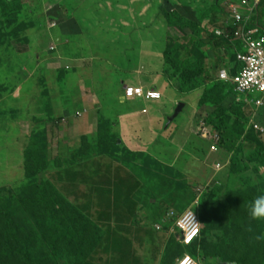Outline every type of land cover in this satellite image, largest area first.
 <instances>
[{
    "label": "rangeland",
    "instance_id": "374dc122",
    "mask_svg": "<svg viewBox=\"0 0 264 264\" xmlns=\"http://www.w3.org/2000/svg\"><path fill=\"white\" fill-rule=\"evenodd\" d=\"M85 1L0 0V264H115L117 261H114L113 251L100 248L101 242H98L101 237L104 242L108 237L111 240V229L106 228L103 222L106 229L101 234L93 221L86 217L98 211L110 217L111 204L100 201L103 207L92 205L91 195L82 193L80 188H62L60 184H51L47 180V174L44 175L48 169L45 166V152L39 154L41 159L30 153V142L33 136L38 138V135L32 132L27 125L28 117L23 115L32 95L41 100L43 98L48 111L51 110L52 96L49 101L43 94L46 91L42 82L44 74L49 89L55 90L54 103L58 107L69 101V97L72 100L76 93L79 95L83 89L76 83L81 80H75L74 76L67 77L65 86L60 87L58 83L63 73L59 77V73L56 75L49 68L61 67L68 74L72 69L84 74L89 65L91 69L98 70L91 62L83 63L88 59L96 60L102 65L99 71H111V77L118 80L134 81L147 71L151 72V69L156 75L163 74L175 95L170 101L162 98L158 105L169 108L172 116L177 106L184 104L181 113L170 124L185 123L187 119L193 121L188 130L190 134L194 133L192 147L199 162L194 172L184 173L154 158L159 162L157 165L147 153L128 151L115 135L107 134L104 121L98 130V140H93L96 146L94 153L109 157L113 155L138 176L142 187L136 199L142 213H150L148 210L152 209L157 213L192 208L199 215L201 239L190 250L185 247L179 249L173 244L172 236L166 232L172 225L169 221L164 220L160 224L162 233L166 232L164 240L165 236L170 238H167L159 264H174L184 254L195 255L199 259L208 258L201 264H230L234 261L264 264V219H252L248 207L257 195L264 194V137L248 131L250 109L239 104L241 101H238L230 87L215 80L223 65H219L215 73L213 69L217 54L211 47L201 45L207 37L212 36L215 26L226 19L225 15H219L218 12L214 18L209 15L214 0H111L108 5L107 0H94L92 4L83 5ZM97 1L102 2V10L99 8L97 11L100 15L107 9L111 10V16L115 14V20L111 18V23H103L101 28L97 27V21L104 19L90 17L94 15L93 4L96 9ZM143 1L155 5V11H149L145 17L142 16L144 10L141 9L143 13L140 14L138 7ZM221 1L223 5L228 0H220V4ZM105 5L107 9L103 8ZM81 9L84 11L83 18H77L76 13ZM170 13L177 14L178 22L173 23L175 29L169 26ZM152 14L155 19L146 25ZM263 17L260 20L264 23ZM187 28L192 29L190 34L196 36L195 45H189ZM109 29L111 34H108ZM161 32L163 41L159 39ZM110 36L111 47L107 40ZM185 37L187 41H184ZM175 38L191 48L197 58L193 66L187 62V66L179 70L180 60L186 56L183 49L170 55L172 61L169 65L166 63L165 57L173 52L171 44ZM59 55L61 60L67 56L68 63L53 65L50 59ZM225 55L222 50L219 59H224L227 64L229 58ZM106 59L111 62V68H108ZM200 62L204 64L202 67ZM204 67L215 74L214 80L207 84L202 80ZM47 69L49 71L43 73ZM37 75L38 78H35ZM194 87H197L196 90L187 95L179 91H191ZM159 90L163 91L162 88ZM16 94L23 96L16 97ZM18 100L24 103L23 110L18 112L24 122H17L19 118H14L8 111L14 112L12 108L20 106ZM79 113L76 115L80 116ZM91 116L94 119L97 117ZM85 118L91 123L89 115ZM162 121L167 127L170 126L166 119ZM256 121L264 122V107L257 112ZM200 123L205 124L213 135L220 134L217 152L210 149L213 141L201 136ZM19 125L28 126V130ZM176 137L178 135L170 138L175 144L174 148L183 146L184 140H190L184 135ZM94 165L91 171H98L93 173L95 176L92 181L96 184H111L110 163L105 160L102 165ZM39 191L50 211H53V218L61 225L60 228H50L47 224L39 202ZM61 191L74 196L64 197ZM99 195L100 199H104L107 191L100 189ZM151 196L156 199L152 205L149 203ZM83 205L91 209L84 211ZM80 211L87 215L80 217ZM70 214L78 215L82 227L77 219H69ZM106 222L109 224V221ZM152 223L150 227L153 233H150V237H154L157 243L160 236L157 233L152 235L156 232V221ZM145 224L149 228V221ZM58 232L60 237L54 243L53 236ZM94 244L95 247L87 253ZM126 249L122 247L121 254H127ZM146 249L145 246V251H151ZM85 256L87 263H83ZM118 262L126 264L124 260Z\"/></svg>",
    "mask_w": 264,
    "mask_h": 264
},
{
    "label": "crops",
    "instance_id": "0c3cea01",
    "mask_svg": "<svg viewBox=\"0 0 264 264\" xmlns=\"http://www.w3.org/2000/svg\"><path fill=\"white\" fill-rule=\"evenodd\" d=\"M93 2L94 0H86L83 5L92 4ZM110 2L111 0H107V5ZM103 3L106 4L105 1H103ZM140 3L141 5L138 7L145 12L142 15L143 17H145L149 11H155V5L153 3L151 4L147 1ZM94 4L93 8L95 12L94 15L90 17L104 19L102 21H97L98 28H101L103 23H111V18L115 20V14L111 16V10L109 11L106 5L103 8L107 10H104V14L100 15V12L97 11L99 8L102 10V2H96V9ZM143 10H141L140 14L143 13ZM79 11H82V9L77 11L76 17L83 18L84 11ZM153 19H155V16L152 14V17L148 19L145 24L147 25V23H150ZM160 26L163 27L162 24ZM108 34H111V29H109ZM160 35L159 39L163 41V32H161ZM144 39H146V37H144ZM107 40L111 47V36ZM66 57L67 56H65L64 60H61L59 55L54 58L52 57L50 61L53 65L56 64L58 66L63 62L68 63V58ZM105 61H108L107 66L111 68V62L107 59ZM85 62L87 64L91 62V65L98 70L91 69L89 65L85 68L84 74L76 73L74 69L68 74V72L63 71L61 67L56 69L52 67L49 68L52 73L55 74L56 72V75L59 73V77H61L63 73V77L60 78L58 83L60 87L65 86V79L67 77L74 76L75 80H81L79 83H76V85L82 88L83 91L79 93V95L76 93V95L72 97V100L71 97H69V101L61 103L59 107L58 104L55 105L53 97V94H56L54 92L55 90L52 91L49 89L44 74V79L42 81L44 83V88H42L46 91L45 93L43 92V94L46 98H49V101L52 96L50 101L51 110L48 111L43 98L42 100L38 97L34 98L33 95L26 104V110L23 114L25 118L28 117V124H26L32 129L35 135H38V138L33 136L36 147L42 145V147L45 148V166H48V169L45 171L44 175L47 174L45 177L51 184H60L62 188L77 187L80 188L82 193L87 192L91 195L92 201L90 204L92 205H101L103 207L102 202H109L111 204L110 217H105L103 215L104 213L100 211L92 212L86 217L88 220L93 221L92 223L100 230L101 234H103L104 229H111V240H109L108 237L104 242V238L101 237L98 242H103L111 246V250L115 254L114 261L117 260L115 264H119L118 261L120 260H124L126 264H159L162 250L166 246L168 238L165 236L164 240L163 236L167 232L171 237V232L166 231L162 233V230L157 231L155 229L156 232L152 235H156L157 233L160 236L157 243L154 237H150V233H153L150 226L153 224L152 221L154 220L155 212L153 209L148 210L150 213L146 211L142 213L140 211L141 207L137 203L136 195H138V191L142 187V182H140L136 174L129 170L130 168L114 158L113 155L109 157L94 153L93 150L96 146L93 144V140H98L97 135L99 127L102 123L106 122L108 129L107 134H109V136H111V133L115 135L119 142H122L123 147L127 148L128 151L147 153L157 161L170 164L175 169L184 173L185 171L194 172L199 162L196 159V152L192 147L194 133H191V135L190 130H188L193 121L187 119L185 123L180 122L174 126H172V122V124L167 127L162 119H166L167 122V118L171 116L170 112L172 111H170L169 108H162L159 106L158 103L161 100L156 102L138 100L139 102H137L125 101L123 99V92L126 86H137L144 89H157L158 91H160L159 88H162L163 91L160 92L165 96L163 98L170 101L175 95V92L170 88L163 74L158 73L159 75H156L151 69V72L147 71L134 81L129 79L118 80L117 78L111 77V71H99V69H102V65L96 60L91 61L88 59L83 61V63ZM49 70H44L43 73ZM86 76L87 78L85 79ZM35 78H38V75L35 76ZM62 78H64V80H62ZM163 79L164 82H162ZM63 81L64 84L61 85ZM85 83H87V86H85ZM118 83L121 84L118 85ZM22 96L23 94L21 96L16 94V97ZM189 98L192 99V97ZM18 101L20 106L12 108L14 112L8 110L14 118H19L18 112L21 109L23 110L26 99H24V103H20V100ZM74 108L75 111H73ZM79 110L80 113L78 112ZM77 113H79L80 116H77ZM88 115L92 118L91 123L85 118V116ZM91 115H96L97 117L94 119ZM100 115L101 117L99 119ZM79 117L82 119L79 120ZM68 119L69 121H67ZM20 120L24 122V120L20 118L18 121L17 119L15 121L20 122ZM28 126L19 125V127L23 129L27 128V130ZM176 135H178V137L184 135L190 140H184L183 146L174 148L173 145L175 144L170 141V138L173 139ZM41 140H43V144ZM104 158L111 166V184H96L92 180L95 176L93 173L98 170H91L95 166L94 163H101V165L105 163V160H103ZM100 189H105L107 191L106 197L108 199L105 200L106 197L100 199ZM60 193L64 197H67L66 195L74 196L72 193H64L62 191ZM76 196L80 197L77 194ZM75 203L77 204L78 202ZM90 209L91 208H87L86 205H83L84 211ZM83 213L84 212L80 211L81 216L86 214ZM106 221H109V224H107ZM147 221H149V228H147L145 224ZM103 222L106 223V228L103 227ZM158 224H161V222H156L155 225ZM85 225H88V223ZM152 239H154V241H152ZM145 246L147 249H151V251H145ZM122 247H125V249L127 248V254H121L122 251L120 250H122ZM155 247L156 249H154ZM137 253L139 257H137ZM152 259H155L154 262L149 263Z\"/></svg>",
    "mask_w": 264,
    "mask_h": 264
},
{
    "label": "built area",
    "instance_id": "2783aa9c",
    "mask_svg": "<svg viewBox=\"0 0 264 264\" xmlns=\"http://www.w3.org/2000/svg\"><path fill=\"white\" fill-rule=\"evenodd\" d=\"M260 0H228L223 3L226 10L223 26L213 30L218 38H224L230 43L238 42L241 50L236 51L234 75L229 71L221 70L219 79L231 82L238 101L244 103L251 111L249 127L264 137V127L256 121L257 112L264 107V33L255 25V16ZM163 97L157 89H144L137 86H126L123 92L125 101L156 102ZM199 132L204 139L211 142V151L219 150L220 135H213L210 129L200 123ZM194 214V216H193ZM172 222L169 232L176 241L185 248L199 242L201 239V221L197 212L186 209L183 212L169 211L163 221ZM162 221V222H163ZM161 222V224H162ZM157 231L162 230L160 224L155 226ZM199 258L188 254L178 257L174 264H201Z\"/></svg>",
    "mask_w": 264,
    "mask_h": 264
},
{
    "label": "trees",
    "instance_id": "16d2710c",
    "mask_svg": "<svg viewBox=\"0 0 264 264\" xmlns=\"http://www.w3.org/2000/svg\"><path fill=\"white\" fill-rule=\"evenodd\" d=\"M212 6V7H211ZM208 9H209V15L211 16V17H213L214 18V16H215V14L218 12V13H220L219 15H222V16H224L226 13H225V10H224V7H223V5H222V1H221V4H220V0H214V2H213V4L211 5ZM177 15V14H176ZM176 15L174 14V13H170L169 14V18H170V21H171V23H169V26H170V29H175L174 28V25H173V23H177L178 22V19H177V17H176ZM262 16H264V0H260V2H259V5H258V8H257V13H256V16H255V25H257V26H259L260 27V29H261V31L264 33V23L263 22H261V18H262ZM263 19H264V17H263ZM203 20V18L202 17H200V21H202ZM223 26V24L222 23H220L219 24V26H215L216 28H214V29H217V28H221ZM190 31H192L193 32V30L192 29H190V28H187V31H186V34L187 35H189L188 37H189V40H190V43H189V45H192V44H196V42H197V40H196V36L195 35H192V34H190ZM213 33V32H212ZM184 39V41H187V38L185 37V38H183ZM172 46H171V48H172V50H173V52L171 53H169V54H167L166 55V57H165V60H166V63L169 65L170 63H171V58H170V55H172L173 56V54L175 53V52H177V51H179V50H184L185 52H186V56H185V58H183L182 60H180V66H179V70L180 69H182L183 68V66H187V62L188 63H190V65L191 66H193V64L197 61L196 59V57H195V55L192 53V50H191V48H189V47H187L188 45H186V44H184V43H182L179 39H177V38H175L173 41H172V44H171ZM193 45V46H194ZM201 45H203V46H207V47H211V49H213L214 50V52L217 54V59H216V62H215V67H214V71H215V73H217L218 71H217V69H218V67H219V65L221 66V65H223V67L219 70V72L221 71V70H227V71H229V73H230V75L232 76V75H234L235 73H236V70H235V63H236V61H235V59H236V55H235V53H236V51H238V50H241L242 48H241V45H240V43H236V42H234V43H230L228 40H226V39H224V38H218V37H216L214 34H212V36H210V37H207V39H205L203 42H201ZM200 45V46H201ZM222 50H224L225 51V57H227V58H229L228 59V61H227V64L224 62V59H223V61H221L220 59H219V57H220V55H221V52H222ZM199 65H201V67H202V65H204L202 62H200V64ZM197 70L199 71V69L197 68ZM215 75V74H214ZM213 75V73L212 72H209L208 70H207V67H204V71H203V78H202V80L204 81V83L205 84H207V83H210V82H212V80H214V76ZM175 77V75L173 76V78ZM62 80H64V78H62ZM216 81H218V82H220V83H222V84H224L226 87H230V89L232 90V92L235 94V96H237V93H235V91H234V87H233V85H232V83L231 82H225V81H223V80H221V79H219V77H218V75H217V79H215ZM64 84V81L62 82V84L61 85H63ZM196 88L197 87H194V88H192L191 89V91H186V90H183V91H181V90H179L180 92H181V94H184V95H187V94H190L192 91H194V90H196ZM237 98H238V96H237ZM240 105H242V106H245L244 105V103H239ZM260 123V122H259ZM248 124L250 125V122H249V119H248ZM263 127H264V122H262V123H260ZM248 131L250 132V133H252L253 135H256V136H258V137H262V136H260L258 133H256L252 128H248ZM219 134V133H218ZM220 135V134H219ZM220 139H221V136H220ZM35 140V139H34ZM34 140H32L31 142H30V153L32 154V156L33 157H35V158H38V159H41V155H39L42 151H44L45 150V148H43V147H36V144H35V142H34ZM41 142H42V144L44 143L43 142V140H41ZM220 142V141H219ZM115 158V157H114ZM150 159V158H149ZM152 161L155 163V164H157V165H159V162H157L154 158H152ZM37 161H35L34 163H36ZM161 167V166H160ZM149 192V191H148ZM148 196V195H147ZM39 202H40V206H41V210H42V214L46 217V222H47V224L49 225V227L50 228H53V227H55V228H60L61 227V225L58 223V222H56L55 221V219L53 218V211H50V209L48 208V205H47V203H46V199L43 197V195H42V192L41 191H39ZM149 203L152 205V204H155L156 203V199H155V197L154 196H151V198H150V200H149ZM166 207V206H165ZM172 209H169V210H165V211H162V212H157V213H155V217H154V220L156 221V222H162L163 221V219L166 217V214L169 212V211H171ZM174 211H176V210H174ZM184 210H181V211H176V212H183ZM79 216H80V214H78ZM78 215L77 216H75V214L73 215V214H70L69 215V219L70 218H72V219H77L78 221H80L81 219L80 218H78ZM81 217V216H80ZM171 224H172V222H171ZM80 226H81V221H80ZM82 227V226H81ZM201 235H202V232H201ZM60 237V232H58L57 234H55L54 236H53V241H54V243H56L57 241H58V238ZM172 242H173V244L177 247V248H179V249H182V246L176 241V239H175V237L174 236H172ZM173 240H175V241H173ZM200 241V240H199ZM199 243V242H198ZM198 243H196V244H194V245H192V246H190V247H188V248H185L186 250H190V249H192V248H195L197 245H198ZM96 244V243H95ZM95 244H94V246L90 249V250H88V252L87 253H89L94 247H95ZM101 246V247H100ZM99 247L100 248H106V249H111V246L110 245H108V244H105V243H103V242H101L100 243V245H99ZM182 256V255H181ZM194 258H197L195 255H192ZM180 257V256H179ZM85 258H86V256L83 258V263H87V261H85ZM208 258H204V259H201L200 258V260L201 261H206ZM230 264H242L241 262H231Z\"/></svg>",
    "mask_w": 264,
    "mask_h": 264
},
{
    "label": "clouds",
    "instance_id": "9594fccd",
    "mask_svg": "<svg viewBox=\"0 0 264 264\" xmlns=\"http://www.w3.org/2000/svg\"><path fill=\"white\" fill-rule=\"evenodd\" d=\"M147 102H150V101H147ZM248 207H249V215L251 216L252 219L254 220L264 219V194L257 195L250 202ZM260 238L261 237H257V239H260Z\"/></svg>",
    "mask_w": 264,
    "mask_h": 264
},
{
    "label": "water",
    "instance_id": "95a60500",
    "mask_svg": "<svg viewBox=\"0 0 264 264\" xmlns=\"http://www.w3.org/2000/svg\"><path fill=\"white\" fill-rule=\"evenodd\" d=\"M184 108V104H179L174 112V114L168 119L167 124H170L173 122V120L181 113V111Z\"/></svg>",
    "mask_w": 264,
    "mask_h": 264
}]
</instances>
